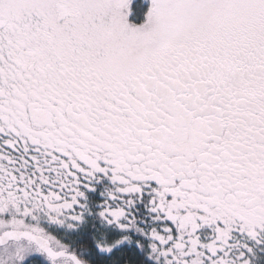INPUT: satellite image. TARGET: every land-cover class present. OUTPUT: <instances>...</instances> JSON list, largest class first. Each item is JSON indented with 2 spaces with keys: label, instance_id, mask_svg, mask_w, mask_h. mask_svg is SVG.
<instances>
[{
  "label": "snow or ice",
  "instance_id": "6c2138e0",
  "mask_svg": "<svg viewBox=\"0 0 264 264\" xmlns=\"http://www.w3.org/2000/svg\"><path fill=\"white\" fill-rule=\"evenodd\" d=\"M0 264H264V0H0Z\"/></svg>",
  "mask_w": 264,
  "mask_h": 264
}]
</instances>
